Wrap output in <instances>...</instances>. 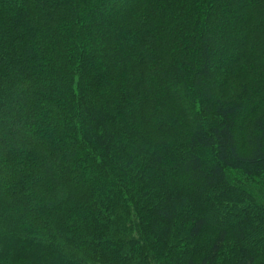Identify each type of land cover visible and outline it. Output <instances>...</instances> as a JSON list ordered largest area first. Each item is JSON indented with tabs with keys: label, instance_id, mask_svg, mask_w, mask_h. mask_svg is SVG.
<instances>
[{
	"label": "trees",
	"instance_id": "16d2710c",
	"mask_svg": "<svg viewBox=\"0 0 264 264\" xmlns=\"http://www.w3.org/2000/svg\"><path fill=\"white\" fill-rule=\"evenodd\" d=\"M0 264H264V0H0Z\"/></svg>",
	"mask_w": 264,
	"mask_h": 264
}]
</instances>
